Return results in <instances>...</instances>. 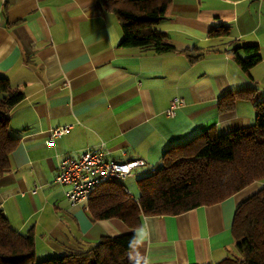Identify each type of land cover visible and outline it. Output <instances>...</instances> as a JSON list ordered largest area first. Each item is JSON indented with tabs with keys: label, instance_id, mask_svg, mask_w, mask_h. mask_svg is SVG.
I'll use <instances>...</instances> for the list:
<instances>
[{
	"label": "crops",
	"instance_id": "crops-1",
	"mask_svg": "<svg viewBox=\"0 0 264 264\" xmlns=\"http://www.w3.org/2000/svg\"><path fill=\"white\" fill-rule=\"evenodd\" d=\"M223 26L228 34H209ZM154 27L176 51L124 47L118 18L97 10L95 0H0V75L24 92L9 112L19 141L0 178V210L13 229L32 232L35 255H61L130 231L136 240L129 256L144 264H213L236 253L235 208L264 178L214 204L142 214L135 228L116 217L93 219L86 204L69 200V186L55 181L62 158L87 149L143 159L135 169L144 172L200 132L253 123L249 101L225 112L217 102L232 89L264 84V0H171ZM247 44L259 45L261 60L243 70L231 48ZM182 49L202 55L190 61ZM237 53L245 56L242 48ZM174 97L184 103L169 116ZM65 124L70 129L48 143L50 129Z\"/></svg>",
	"mask_w": 264,
	"mask_h": 264
},
{
	"label": "trees",
	"instance_id": "trees-1",
	"mask_svg": "<svg viewBox=\"0 0 264 264\" xmlns=\"http://www.w3.org/2000/svg\"><path fill=\"white\" fill-rule=\"evenodd\" d=\"M171 0H95L97 10L114 14L122 29L121 45L141 47L156 53L176 51L168 35L154 25L164 16ZM227 27H216L211 36L228 34ZM242 48L245 56L237 50ZM234 60L247 70L261 60L257 44L235 45ZM190 61L194 54L182 49ZM256 86L232 89L218 99L220 112L231 110L237 101L252 103L254 122L226 133L208 129L189 140L171 146L158 166L137 179V198L124 191V183L111 179L100 184L87 209L93 219L120 218L135 228L143 215H175L201 205L224 200L248 184L264 178V98H258ZM24 98V92L12 87L0 75V178L10 169V153L18 137L10 133V110ZM231 232L237 253L213 264H264V185L237 204ZM135 232L103 236L96 242L61 255L35 259L31 231L21 234L13 229L0 210V264H144L132 260L129 251Z\"/></svg>",
	"mask_w": 264,
	"mask_h": 264
},
{
	"label": "built area",
	"instance_id": "built-area-1",
	"mask_svg": "<svg viewBox=\"0 0 264 264\" xmlns=\"http://www.w3.org/2000/svg\"><path fill=\"white\" fill-rule=\"evenodd\" d=\"M183 103V98L174 97L166 109V114L172 116L175 109ZM70 127V124H65L50 129L46 141L52 143L56 137L66 133ZM145 164V161L140 158L120 161L106 157L102 149H87L78 157L66 156L62 158L55 175V181L69 186L66 195L72 203L87 205V201L100 184L111 179L124 181L133 169ZM123 189L131 195L127 187Z\"/></svg>",
	"mask_w": 264,
	"mask_h": 264
},
{
	"label": "rangeland",
	"instance_id": "rangeland-1",
	"mask_svg": "<svg viewBox=\"0 0 264 264\" xmlns=\"http://www.w3.org/2000/svg\"><path fill=\"white\" fill-rule=\"evenodd\" d=\"M261 85L262 86H260L259 92H258V94H259L258 98H260V99L264 98V84H261ZM254 118H255V111H254ZM147 173H148V170H146L144 172H142V171L139 172V171H136V169H134L133 172L128 176V178L125 181H123L124 185L129 189L132 196H137L139 193L137 179L140 178L141 176L147 174ZM236 253H237V251H236ZM232 255H234V254L232 253L230 256H232ZM44 258H46V257L40 256L39 254L35 255L36 261L42 260Z\"/></svg>",
	"mask_w": 264,
	"mask_h": 264
}]
</instances>
